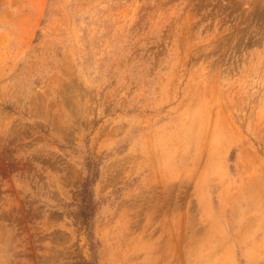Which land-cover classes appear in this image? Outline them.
<instances>
[{
  "label": "rangeland",
  "instance_id": "1",
  "mask_svg": "<svg viewBox=\"0 0 264 264\" xmlns=\"http://www.w3.org/2000/svg\"><path fill=\"white\" fill-rule=\"evenodd\" d=\"M0 264H264V0H0Z\"/></svg>",
  "mask_w": 264,
  "mask_h": 264
}]
</instances>
